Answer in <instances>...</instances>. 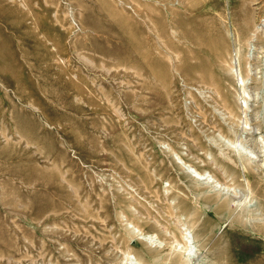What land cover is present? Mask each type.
<instances>
[{
	"label": "rangeland",
	"instance_id": "374dc122",
	"mask_svg": "<svg viewBox=\"0 0 264 264\" xmlns=\"http://www.w3.org/2000/svg\"><path fill=\"white\" fill-rule=\"evenodd\" d=\"M137 262L264 264V0H0V264Z\"/></svg>",
	"mask_w": 264,
	"mask_h": 264
},
{
	"label": "bare ground",
	"instance_id": "6f19581e",
	"mask_svg": "<svg viewBox=\"0 0 264 264\" xmlns=\"http://www.w3.org/2000/svg\"><path fill=\"white\" fill-rule=\"evenodd\" d=\"M258 232V231H257ZM259 233V232H258ZM260 234V233H259ZM170 247V246H169ZM137 264H140L139 262H137Z\"/></svg>",
	"mask_w": 264,
	"mask_h": 264
}]
</instances>
